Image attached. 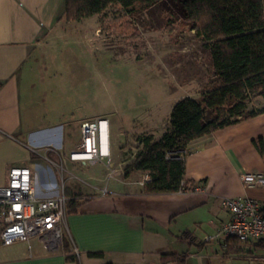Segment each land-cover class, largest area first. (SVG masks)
Returning <instances> with one entry per match:
<instances>
[{
    "label": "crops",
    "instance_id": "0c3cea01",
    "mask_svg": "<svg viewBox=\"0 0 264 264\" xmlns=\"http://www.w3.org/2000/svg\"><path fill=\"white\" fill-rule=\"evenodd\" d=\"M62 9L63 0H0V186L10 167L33 168L34 147L37 150L53 143L55 135L61 136L63 147L62 136L70 128L65 123L69 117H43L48 72L40 63L52 46L45 41L67 21ZM93 118L76 116L73 127L79 131L83 122ZM106 118L110 151L118 156L120 140L115 142L113 135L117 125ZM164 128L150 133L158 138ZM38 134L46 139H36ZM259 138H264V111L191 140L184 157V181L190 186L184 190L146 193L143 185L150 177L138 171L123 181L109 180L103 189L95 186L98 191L92 194L80 190L77 194L83 197L77 211L67 213L63 226L64 239L76 250L73 258L63 248L49 251L30 238L0 244V264H173L162 262L165 254L185 255V264L227 259L263 263V246L244 244L227 253L217 238L203 239L215 234L229 218L220 206L223 198L250 197L264 202V189L246 187L240 180L243 172L264 175V153L255 145ZM75 162L68 163L75 167ZM44 166H37L42 174ZM43 182L37 181V185L44 186ZM185 232L194 238L192 243Z\"/></svg>",
    "mask_w": 264,
    "mask_h": 264
},
{
    "label": "rangeland",
    "instance_id": "374dc122",
    "mask_svg": "<svg viewBox=\"0 0 264 264\" xmlns=\"http://www.w3.org/2000/svg\"><path fill=\"white\" fill-rule=\"evenodd\" d=\"M48 42L52 46L50 51L45 50V59L40 63L48 72L43 117H69L65 123H70V128L62 136L63 147L58 153L44 146L37 148L32 163L46 166V160L40 157L45 153L54 164L53 170L49 174L46 167L47 175L33 167L36 181H45V177L61 179L64 190L71 192L92 194L98 191L95 186L103 189L109 180L123 181L127 176L123 169L139 144L137 134L159 133L176 97L190 94L200 99L216 83L208 43L162 3L134 13L112 5L81 23L67 20L48 37ZM261 106L262 101L256 100L249 108ZM83 115H94L93 119L110 117L116 123L118 131L113 135L115 142L120 140L121 150L118 156L111 154L109 163L105 159L93 165L76 161L75 167L68 163V153L76 148L80 137L73 119ZM45 137L38 134L36 139L43 141ZM227 260L212 264H249L242 259Z\"/></svg>",
    "mask_w": 264,
    "mask_h": 264
},
{
    "label": "trees",
    "instance_id": "16d2710c",
    "mask_svg": "<svg viewBox=\"0 0 264 264\" xmlns=\"http://www.w3.org/2000/svg\"><path fill=\"white\" fill-rule=\"evenodd\" d=\"M160 3L170 6L208 43L216 83L200 99L184 96L176 100L160 137L147 131L137 134L136 153L123 170L125 175L146 172L150 179L144 183L143 191L151 194L188 188L184 157L191 140L264 111L263 0H63L62 12L66 20L79 21L102 14L112 5L134 13ZM258 99H263L262 106L249 108ZM255 145L264 153V138L255 141ZM64 192L69 198L67 213L77 211L82 196L68 189ZM184 237L194 241L187 232ZM239 245L243 244L228 238L226 247H221L228 253ZM69 247L64 239L63 249L71 252ZM67 257L74 256L70 253ZM161 257L163 263L173 264H185L186 258L176 254Z\"/></svg>",
    "mask_w": 264,
    "mask_h": 264
},
{
    "label": "built area",
    "instance_id": "2783aa9c",
    "mask_svg": "<svg viewBox=\"0 0 264 264\" xmlns=\"http://www.w3.org/2000/svg\"><path fill=\"white\" fill-rule=\"evenodd\" d=\"M103 127L106 134L104 147L101 138ZM79 135L76 148L68 153L69 160L91 165L103 159L110 162L112 153L107 118L83 122ZM53 141L45 148L58 153L62 149L61 136L55 135ZM33 152H36L35 147ZM40 157L47 162L43 167L44 173L47 174V167L50 174L53 162L45 154H40ZM34 164L33 167H37L41 163ZM34 173V168L28 166H12L7 172L5 184L0 186V244L36 238L49 251L63 248V226L69 199L64 193V184L61 179L45 177L44 186L39 188ZM240 180L246 187L264 189V175L260 173L243 172ZM191 188L199 189V186L191 185ZM220 206L229 218L220 224L215 234L204 236L205 241L217 238L221 246L226 247V240L234 238L243 245L264 247V202L250 197H225ZM70 251L76 253L74 248Z\"/></svg>",
    "mask_w": 264,
    "mask_h": 264
},
{
    "label": "bare ground",
    "instance_id": "6f19581e",
    "mask_svg": "<svg viewBox=\"0 0 264 264\" xmlns=\"http://www.w3.org/2000/svg\"><path fill=\"white\" fill-rule=\"evenodd\" d=\"M102 146L104 147L105 146V141H106V134H105V131H104V127H103V131H102Z\"/></svg>",
    "mask_w": 264,
    "mask_h": 264
}]
</instances>
